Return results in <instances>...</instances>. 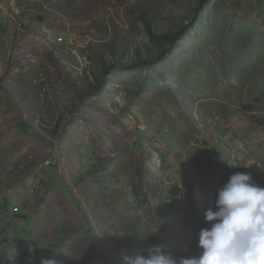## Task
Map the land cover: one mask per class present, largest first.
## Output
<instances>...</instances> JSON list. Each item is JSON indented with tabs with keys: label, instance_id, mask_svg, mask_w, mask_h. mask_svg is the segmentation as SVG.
I'll return each instance as SVG.
<instances>
[{
	"label": "rangeland",
	"instance_id": "374dc122",
	"mask_svg": "<svg viewBox=\"0 0 264 264\" xmlns=\"http://www.w3.org/2000/svg\"><path fill=\"white\" fill-rule=\"evenodd\" d=\"M199 1L15 0L41 38L24 69L40 66L43 104L54 111L51 121L27 115L50 132L67 112L72 128L90 132L100 124L101 175L120 209L105 210L98 221L102 231H116L119 239L108 243H117L118 264L124 245L129 256L137 247L152 249L139 233L168 245L176 258L198 255V232L209 226L204 214L228 177L250 172L264 187V0H209L196 13ZM44 45L50 47L40 50ZM168 223L174 240L158 235ZM82 227L92 229L86 218ZM93 232L82 258L103 254L98 240L106 239L99 227L100 237ZM21 235L33 258L28 264L49 253L34 246L28 227ZM65 258L60 264L70 263Z\"/></svg>",
	"mask_w": 264,
	"mask_h": 264
},
{
	"label": "crops",
	"instance_id": "0c3cea01",
	"mask_svg": "<svg viewBox=\"0 0 264 264\" xmlns=\"http://www.w3.org/2000/svg\"><path fill=\"white\" fill-rule=\"evenodd\" d=\"M29 14L30 11L17 6L15 0H0L1 252L8 264L14 260L28 264L26 258L30 257L25 252V239L21 235V231L28 227L37 238L34 246L41 243L48 247V254L34 259L38 264L41 259L60 264L67 254L70 263L80 258L92 264H107L105 259L114 264L109 251L105 253L103 250V254L98 257L94 256L93 251L81 257V253L84 254L87 247L90 250L91 243L95 241L93 227L98 236V227L100 235L105 234L106 238L114 236L116 231L111 226L105 227V231L110 228L108 232L102 231L103 224L98 220L105 210L113 213L120 209V205L117 202L115 205V200H111L115 192L101 175L105 148L103 136L98 130L100 124L90 127V132L80 129V125L72 128L66 125L70 114L67 112L65 115L61 113L63 120L57 122L56 128L50 132L46 128H36L30 117H23L24 113L48 121L54 117L51 105L43 104V96L37 84L41 74L40 66L35 64L24 69L23 58L27 54L36 55L38 47H34V43L41 39L36 35L39 25L28 19ZM23 23H28V28ZM10 35L13 39H10ZM49 47L44 45L40 50ZM62 96L66 97V93ZM55 138L59 142L54 141ZM59 158L67 161V172L73 188L68 185V177L58 171ZM44 159H51L52 166L41 179L35 178L36 181L44 178V189L31 194L29 189L37 171L35 167ZM110 186H114L112 182ZM82 199L91 206V214L96 212L95 222L91 214L81 206ZM14 207H18L19 212L14 213ZM88 215L93 221L91 231L82 227L84 219H89ZM13 247L19 251H13Z\"/></svg>",
	"mask_w": 264,
	"mask_h": 264
},
{
	"label": "clouds",
	"instance_id": "9594fccd",
	"mask_svg": "<svg viewBox=\"0 0 264 264\" xmlns=\"http://www.w3.org/2000/svg\"><path fill=\"white\" fill-rule=\"evenodd\" d=\"M62 175L68 177V185L73 188L69 173ZM33 184L31 180L29 189L31 194L41 191L42 185ZM75 194L77 195L76 191ZM81 206L91 214L92 210L89 209L90 205L86 200H81ZM13 212H19L18 207H14ZM92 215L93 213L91 217ZM87 217L90 224L93 223L94 219L92 221L90 215ZM204 220L209 226L201 228L198 232V255L176 258L174 250H170L168 245H161L159 239L157 243L147 241L143 238L144 233H139L138 237L151 243L152 249L144 252L143 248L137 247V251L132 256L122 255L120 264H264V187L253 181L250 172H236L228 177L227 182L217 190L214 207L205 212ZM172 231L168 223L160 229L158 235L174 240ZM149 236L153 237L150 234ZM101 237L98 243L104 251L107 244L109 246L107 251L114 256L117 243L113 241L109 245L108 240L115 237L106 238L105 234L106 240H102ZM117 239L119 238L115 240ZM181 243L180 247L185 246L183 242ZM125 248L128 251L125 245L121 251ZM119 255L120 253L118 257ZM4 261L3 263L1 260L2 264H8L5 258ZM41 264H56V262L42 260ZM114 264L118 263L114 262Z\"/></svg>",
	"mask_w": 264,
	"mask_h": 264
},
{
	"label": "bare ground",
	"instance_id": "6f19581e",
	"mask_svg": "<svg viewBox=\"0 0 264 264\" xmlns=\"http://www.w3.org/2000/svg\"><path fill=\"white\" fill-rule=\"evenodd\" d=\"M34 58V57H33ZM29 59V58H28ZM28 61V60H27ZM28 62H32L31 61V59H29V61ZM23 117L25 118V119H28L29 118V116L27 115V113H24L23 114ZM32 123L34 124V126L36 127V128H44V123L42 124L41 123V121L40 120H38V119H32ZM50 127V126H49ZM55 128L53 127V129L52 130H54ZM58 140L56 139V142H57ZM64 157V156H63ZM60 160H59V165H64V162H65V158H59ZM41 163V162H40ZM40 163L39 164H37L38 166L40 165ZM36 165V166H37ZM44 176V174L43 173H41V172H36L35 174H34V176L32 177V181L34 182V186H40V185H42V182H43V180H44V178L42 179V180H40V181H36L35 180V178L36 179H41L42 177ZM182 193H185V188L183 187L182 188ZM187 191V190H186ZM125 255H129V252L127 251V249L125 248Z\"/></svg>",
	"mask_w": 264,
	"mask_h": 264
},
{
	"label": "built area",
	"instance_id": "2783aa9c",
	"mask_svg": "<svg viewBox=\"0 0 264 264\" xmlns=\"http://www.w3.org/2000/svg\"><path fill=\"white\" fill-rule=\"evenodd\" d=\"M10 39H13V36L10 35ZM58 41H61V39H58ZM32 63H36L37 60L35 58V60H31ZM54 141H56V138L54 139ZM52 165V161L50 159H44L43 161H41L40 165L39 166H36V172H41L45 175V172L47 169H49V167H51ZM58 171L59 173H66L67 172V167L64 165H59L58 166ZM68 173V172H67ZM70 183V182H69ZM16 210V209H15ZM122 255H125V249H123L121 252H120V255L118 257V259L120 260Z\"/></svg>",
	"mask_w": 264,
	"mask_h": 264
},
{
	"label": "trees",
	"instance_id": "16d2710c",
	"mask_svg": "<svg viewBox=\"0 0 264 264\" xmlns=\"http://www.w3.org/2000/svg\"><path fill=\"white\" fill-rule=\"evenodd\" d=\"M209 0H200L199 1V5L196 9V13H198L208 2ZM252 122H255V121H252ZM143 238L147 241H153L154 243H157L158 241L156 239H154L153 237H150L148 235H143Z\"/></svg>",
	"mask_w": 264,
	"mask_h": 264
}]
</instances>
